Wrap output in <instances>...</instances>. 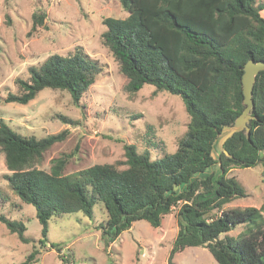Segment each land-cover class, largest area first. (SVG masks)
<instances>
[{
  "label": "trees",
  "instance_id": "obj_1",
  "mask_svg": "<svg viewBox=\"0 0 264 264\" xmlns=\"http://www.w3.org/2000/svg\"><path fill=\"white\" fill-rule=\"evenodd\" d=\"M263 1L119 0L127 15L102 19V42L126 78L125 89L134 93L148 84L155 93L181 98L189 122L173 153L150 159L135 144H124V168L95 163L65 174L71 153H63L45 171L37 167L43 153L63 141L67 130L38 138L14 131L0 117V151L8 170L4 177L21 201L35 208L41 247L48 243L50 219L74 212L91 217L95 203L102 201L106 219L97 229L105 252L134 221L159 227L177 207L167 264H174L176 252L195 246L205 247L216 264H264V205L224 208L247 195L236 177L227 175L231 169L258 164L264 169V70L253 84L249 136L245 130L234 132L218 157L213 155L222 127L233 124L244 107L243 64L250 58L264 60ZM44 18V11H34L30 31L42 26ZM100 72L98 60L81 49L50 54L29 66L26 78H15L18 92H8L3 101L26 104L50 88L66 90L81 107L82 95ZM216 163L218 173L205 174ZM0 222L20 241H29L21 220L0 213ZM237 225L242 230L228 235ZM48 245L60 250L59 244ZM37 253L33 249L18 264H32Z\"/></svg>",
  "mask_w": 264,
  "mask_h": 264
},
{
  "label": "rangeland",
  "instance_id": "obj_2",
  "mask_svg": "<svg viewBox=\"0 0 264 264\" xmlns=\"http://www.w3.org/2000/svg\"><path fill=\"white\" fill-rule=\"evenodd\" d=\"M44 11L43 25L30 31L31 15ZM127 12L119 0H0V117L14 131L38 138L67 130L66 138L53 144L42 156L38 168L49 171L54 158L71 153L65 174H72L95 163H111L124 168V144H135L137 151L157 159L173 153L187 129L189 115L181 98L167 92H154L148 84L134 93L125 89L126 78L101 33L105 17L123 18ZM264 18V10L261 11ZM81 49L101 64L95 82L82 95L76 107L66 90L44 88L26 104L4 102L8 92L17 93L15 78H26L31 65H39L50 54H67ZM58 115L74 123H64ZM220 138V137H219ZM215 141L213 155L222 146ZM214 164L205 174L218 173ZM0 151V213L21 220L28 242H22L0 222V264H18L37 249L32 264H167L177 232V207L163 216L159 227L144 219L136 220L104 251L97 226L104 223L102 201L94 205L91 217L82 212L55 216L48 222L47 244L41 247V225L35 208L24 203L10 189ZM247 195L224 208L264 205V169L261 165L233 168ZM216 214H218L216 212ZM237 225L227 234L235 237ZM59 244L60 250L48 244ZM142 254V255H141ZM174 264H216L201 246L185 247L173 257Z\"/></svg>",
  "mask_w": 264,
  "mask_h": 264
},
{
  "label": "water",
  "instance_id": "obj_3",
  "mask_svg": "<svg viewBox=\"0 0 264 264\" xmlns=\"http://www.w3.org/2000/svg\"><path fill=\"white\" fill-rule=\"evenodd\" d=\"M243 72L241 75V86H242V102L244 107L240 114L235 118L233 124L225 125L222 127L221 133L219 135V143L221 146L223 143L233 135L234 132L245 130L246 135L249 136V127L247 122L252 115L250 113L251 109L254 106L253 98H252V89L255 81V76L261 70H264V60H254L252 58L248 59L243 64ZM224 153L227 155V151L224 150ZM177 188V185L174 186Z\"/></svg>",
  "mask_w": 264,
  "mask_h": 264
},
{
  "label": "crops",
  "instance_id": "obj_4",
  "mask_svg": "<svg viewBox=\"0 0 264 264\" xmlns=\"http://www.w3.org/2000/svg\"><path fill=\"white\" fill-rule=\"evenodd\" d=\"M263 3H264V1H263ZM262 10H264V8L260 9V11H259L260 15H261V11H262ZM261 16H262V15H261ZM262 17H263V16H262ZM141 255H142V254H141Z\"/></svg>",
  "mask_w": 264,
  "mask_h": 264
}]
</instances>
